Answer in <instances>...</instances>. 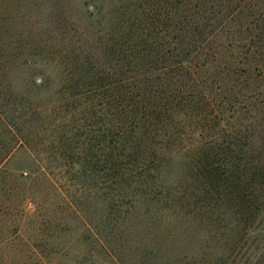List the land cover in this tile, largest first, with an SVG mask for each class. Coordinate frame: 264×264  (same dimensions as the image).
<instances>
[{"label": "trees", "instance_id": "trees-1", "mask_svg": "<svg viewBox=\"0 0 264 264\" xmlns=\"http://www.w3.org/2000/svg\"><path fill=\"white\" fill-rule=\"evenodd\" d=\"M263 83L255 0H0V264L77 223L121 262L264 264Z\"/></svg>", "mask_w": 264, "mask_h": 264}, {"label": "rangeland", "instance_id": "rangeland-1", "mask_svg": "<svg viewBox=\"0 0 264 264\" xmlns=\"http://www.w3.org/2000/svg\"><path fill=\"white\" fill-rule=\"evenodd\" d=\"M35 1H43V0H35ZM48 1H58V0H48ZM67 1H80V0H67ZM247 2L251 3L252 1H247ZM255 2L262 5L264 9V0H255ZM261 85L264 86V83ZM259 105L264 107V94L260 96ZM195 230L196 231H191V230L184 231L183 233L179 234V237L175 240L179 242L177 243V245L174 244L173 246L174 247L179 246L182 249L188 248L190 252L195 240V237L193 241L192 239H190V237H192L193 235L196 236V233H198L199 235L202 234V232L197 231V229ZM88 232H89L88 230H84L82 228V225L77 223V225H75L74 236L73 234L68 236L67 234L63 233L61 238L55 239L52 237V235L48 233V231L43 232L42 229L39 228V225L35 224L34 232L31 240L36 242L42 241L43 244H48V245H53V244L60 245L58 247V251L61 252H55L56 250L52 251L49 250L52 248H49L46 249L45 253L43 252L42 256L39 257L52 264L53 262L54 264L55 263L56 264H127V261L132 262L133 260L134 262H132L131 264H135L136 258H131V259L128 258V255L130 256L131 253L135 252L134 244L126 243L122 247L123 250L124 248L126 249L124 252H126L128 255L124 256L125 260L124 262L123 261L121 262L120 260L115 258V256L109 254L108 251L109 247L107 248L101 241H99L93 231L91 234ZM83 234L88 236L86 240L80 238L81 235ZM204 240L206 241V238ZM118 246L119 249H121V244H118ZM233 259H235V257H231L230 259L229 256H222L220 253H218L217 249L215 250V245H214L213 249L208 248L207 252H204V249H202L197 255H194V257H188L187 260L191 264H239L238 263L240 261L239 258H237V260L235 261ZM128 264L130 263L128 262Z\"/></svg>", "mask_w": 264, "mask_h": 264}]
</instances>
